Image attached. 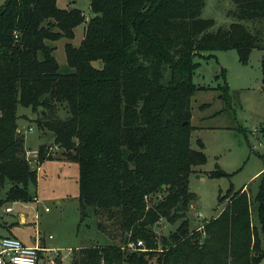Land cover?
Returning a JSON list of instances; mask_svg holds the SVG:
<instances>
[{
    "label": "trees",
    "instance_id": "trees-1",
    "mask_svg": "<svg viewBox=\"0 0 264 264\" xmlns=\"http://www.w3.org/2000/svg\"><path fill=\"white\" fill-rule=\"evenodd\" d=\"M206 1L91 0L89 19L80 8L59 7L57 0L0 5V189L8 184L9 201L35 196L30 188L36 187L37 170L25 158L17 122V107L30 108L37 126L50 131L66 158L79 164L81 221L90 211L107 215L121 236L120 243L78 249L71 264L264 260V170L254 198L245 187L230 188L219 196L227 205L201 227L191 230L187 217L198 198L190 175L207 162L203 141L197 140L199 150L191 146V99L207 89L194 81L197 58L237 50L246 64L254 49L264 51V0H231V22L217 28L214 19L202 16ZM85 22L80 45H64L74 70L62 73L46 41L71 40ZM261 67L264 83V55ZM220 88L231 107L228 85ZM59 107L66 117H59ZM38 150L42 162L44 147ZM160 192L164 197L150 202ZM162 218L181 223L159 240L153 226Z\"/></svg>",
    "mask_w": 264,
    "mask_h": 264
},
{
    "label": "rangeland",
    "instance_id": "rangeland-1",
    "mask_svg": "<svg viewBox=\"0 0 264 264\" xmlns=\"http://www.w3.org/2000/svg\"><path fill=\"white\" fill-rule=\"evenodd\" d=\"M5 1L0 0V5ZM90 2L57 0V5L66 9L80 8L86 17H91L94 13ZM233 7L231 0H207L202 16L214 19L216 28L226 26L231 22L228 11ZM86 26L85 22L75 28L71 40L60 38L46 41L54 47L53 55L60 72L74 70L66 62L64 45L71 42L79 46ZM215 54L197 58L200 65L194 77L195 83L207 89L198 90L191 99V123L203 126L192 133L191 146L199 150L197 140L201 139L207 162L195 167L189 179L190 190L198 196L187 212L191 230L201 227L206 220L223 210L228 199L219 201V196L226 195L230 188L238 191L245 187L254 198L259 189V176L264 170V158L261 156L264 153V83L261 67L264 51L254 49L246 64L240 61L237 50L217 51ZM94 63L101 65L100 61ZM224 84L229 87V108L220 97V86ZM203 104L208 105L202 107ZM60 108L59 117H66L67 113ZM17 114L18 130L24 135L27 149L36 150L42 145L46 159L40 162L38 157L29 161L37 170L36 187L30 188L31 195H37V202L6 200L8 184L0 189V236H14L31 245L39 237L41 243L43 240L46 242V246L59 247L61 250L57 256L53 255L51 264H71L73 254L82 247L120 243L117 225L107 215L90 211L87 218L81 221L79 164L66 158L63 149L56 148L50 131L37 126L35 112L19 105ZM215 170H222L225 175L209 176V172ZM163 193L153 195L150 202L159 201L164 197ZM7 206H10L11 212H5ZM45 207L49 211H45ZM20 214L26 216V224L18 223ZM252 216L257 225L255 211ZM180 223L181 219L170 222L162 218L153 228L161 240L173 233ZM7 226L9 231H6ZM259 264H264V260Z\"/></svg>",
    "mask_w": 264,
    "mask_h": 264
},
{
    "label": "built area",
    "instance_id": "built-area-1",
    "mask_svg": "<svg viewBox=\"0 0 264 264\" xmlns=\"http://www.w3.org/2000/svg\"><path fill=\"white\" fill-rule=\"evenodd\" d=\"M86 18L89 19V17ZM28 129L31 130L30 127ZM56 148L58 147L56 146ZM38 157V149H26L25 158L28 162L32 159L36 160ZM33 200L38 201L36 195ZM138 245H144L143 241H139ZM129 246L135 248V243H130ZM59 252L60 249L58 248L40 244L26 245L14 236L0 237V264H51L53 263V255L57 256Z\"/></svg>",
    "mask_w": 264,
    "mask_h": 264
},
{
    "label": "crops",
    "instance_id": "crops-1",
    "mask_svg": "<svg viewBox=\"0 0 264 264\" xmlns=\"http://www.w3.org/2000/svg\"><path fill=\"white\" fill-rule=\"evenodd\" d=\"M80 45V44H79ZM75 46V45H74ZM193 124V126H194V130L192 131V133L193 132H195V131H199L200 130V128H202L203 126H199V125H197V124H194V123H192ZM29 128V127H28ZM192 138V137H191ZM40 146V145H39ZM264 169V168H263ZM37 196V195H36ZM38 199V198H37ZM10 208V206H7L6 208H5V212H11L12 210H11V208H10V210H7V209H9ZM45 208H48V207H45ZM45 208H44V210H45ZM45 211H49V209L48 210H45ZM19 218H20V221L18 222V223H20V224H26V220H27V218H26V216H24V215H22V214H20L19 215ZM34 218H36V215H35V217ZM8 222H10L9 220H7ZM8 227V226H7ZM9 227L7 228V230L6 231H9ZM0 237H2V236H0ZM24 244H26V245H31V244H27V243H25L24 241H22ZM43 243V244H42ZM41 243V241H40V238L38 237V238H35L34 240H33V245H35V244H40V245H44V246H46V242H44V240H43V242ZM54 247V246H53ZM55 248H58V249H60L59 247H55ZM61 250V249H60Z\"/></svg>",
    "mask_w": 264,
    "mask_h": 264
},
{
    "label": "water",
    "instance_id": "water-1",
    "mask_svg": "<svg viewBox=\"0 0 264 264\" xmlns=\"http://www.w3.org/2000/svg\"><path fill=\"white\" fill-rule=\"evenodd\" d=\"M263 89H264V86H263Z\"/></svg>",
    "mask_w": 264,
    "mask_h": 264
}]
</instances>
